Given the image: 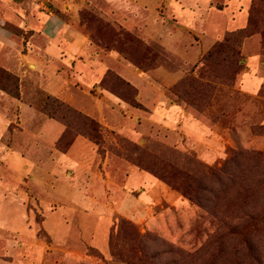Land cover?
<instances>
[{
  "label": "rangeland",
  "instance_id": "obj_1",
  "mask_svg": "<svg viewBox=\"0 0 264 264\" xmlns=\"http://www.w3.org/2000/svg\"><path fill=\"white\" fill-rule=\"evenodd\" d=\"M180 1L175 26L162 2L122 14L105 0H0V221L23 245L0 250L6 260L264 264V6L251 34L202 59L240 28L206 15V0ZM48 12L99 53L21 62L45 46ZM150 13L165 42L148 34Z\"/></svg>",
  "mask_w": 264,
  "mask_h": 264
},
{
  "label": "crops",
  "instance_id": "obj_2",
  "mask_svg": "<svg viewBox=\"0 0 264 264\" xmlns=\"http://www.w3.org/2000/svg\"><path fill=\"white\" fill-rule=\"evenodd\" d=\"M105 1L109 3L112 6V8L118 9L121 13L123 12L122 10L126 8V4L128 2L133 3L135 6V9L137 10L146 9L147 7L150 8L153 5H155V3L159 4L162 2L164 3V6L160 4L161 8H164V12L167 10L166 14H169V13L171 14V16L174 18L172 20L174 21V23L172 24H174L175 26L178 25L180 21L179 11L181 10L183 11L185 8L180 0H105ZM216 1L217 0H206V4H207L206 15L212 14V13L216 15L224 14L229 21L234 22L236 20L235 25H233L232 28H228V30L242 28L245 25L246 15H247V8H246L247 0H234L232 4H227V2H225L222 8H216L214 6L213 3H215ZM39 4L44 5L43 1H41ZM236 6L238 8L235 14L233 12L234 11L233 9ZM154 8L156 9V7ZM158 10L159 9H157L156 11ZM150 15L152 16V18L150 19L151 23L148 24V27L146 28L148 34H150L151 36L154 35V37L161 42H165L164 39L161 37V35L163 34L165 35V33H169L166 31L168 29L167 28L168 26L166 25V23L164 25L160 23V25L158 24L156 26V30H161V27H162V31L155 32L154 27H153L155 20H154L153 14L150 13ZM160 17L162 21L165 20V17L163 16V14ZM40 25H41L42 36L44 40H46L45 46L39 47V51L37 55H35L34 52L30 51L31 50L30 49L26 53H20V56L18 57V59H20L21 62L23 60L31 59L32 62H34L35 64L33 65L35 66V69L38 68L39 66L49 67V65H53V63L57 62L58 60L72 61L76 57L87 59L86 61H89L88 59L91 57V55H93V53H99V51H96L94 49L88 37L82 34L78 29L67 24L60 17H57L51 14L50 12H48V16L46 17V20L44 21V23H41ZM230 25H232V23H230ZM181 30L187 35H189L187 39V43H188V41H190L191 34L186 32V30H192V29H190L189 27H185V28H181ZM226 30L227 29L221 30V32L213 40L217 39L219 35ZM151 31H154V32L151 33ZM194 32L196 33V31ZM31 40H32V37L28 40V42H31ZM165 40L172 42V40L169 37L166 38ZM8 42L9 40L7 39H0V47L2 48L7 47ZM91 62L93 61L91 60ZM100 65H101V62H100ZM92 66L95 69L99 65L96 63H92ZM18 68L21 69V64ZM129 202H130L129 199L126 198L123 200L121 204L118 205V211L121 214H124V215L127 214L130 216L131 211H130V207L128 206L130 205ZM4 209H5V206H4L3 200L0 199V219L6 216L4 214ZM10 212H11L10 214L12 215V217L15 216V218H17V215H15L14 212H12V210ZM52 214L55 216L57 213H52ZM58 224H59L58 226L62 228L63 226L62 222ZM9 230H11L12 232H10ZM14 235H15V228L13 227V225L10 226L8 222L5 223L4 221H0V250L4 251V256L15 254L16 251H18L20 248L23 247L21 243L20 244L17 243L15 245L14 242L16 241L13 237ZM4 256L0 255V264H15L16 262H18L17 259H14V258L12 260H6Z\"/></svg>",
  "mask_w": 264,
  "mask_h": 264
},
{
  "label": "trees",
  "instance_id": "obj_3",
  "mask_svg": "<svg viewBox=\"0 0 264 264\" xmlns=\"http://www.w3.org/2000/svg\"><path fill=\"white\" fill-rule=\"evenodd\" d=\"M262 6H264V0H251L250 9H249V16H248V21H247L246 26L243 28L228 32L221 41L217 42L212 47V49L206 54V56L202 57V59H205V57H209V56L213 55L214 53H217V52H219L225 48H231L227 44V42L229 40L233 39L234 41H236V40H238V39H240L246 35L251 34L252 33V25L254 23L253 20H254L255 16L257 17L256 13L258 11H260V8H263ZM4 73L6 74L7 77H10L9 73H6V72H4ZM0 89H2L3 91L6 90L2 86H0ZM54 101L59 102L57 99H54ZM131 104L138 106V103H136L135 101H131ZM65 108L68 109L67 111H69L71 109L68 106H65ZM72 114L79 117L82 120L83 124L87 125V127L89 128L88 129L89 131H87L88 135H93L94 132H96L97 125L93 119H90L89 117L84 116V115H82L78 112H74V111Z\"/></svg>",
  "mask_w": 264,
  "mask_h": 264
}]
</instances>
